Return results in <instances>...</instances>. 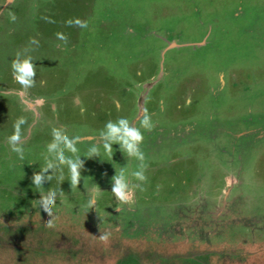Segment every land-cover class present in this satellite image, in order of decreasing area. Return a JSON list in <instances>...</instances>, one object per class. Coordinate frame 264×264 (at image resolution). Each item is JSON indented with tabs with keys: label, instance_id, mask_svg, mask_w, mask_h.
<instances>
[{
	"label": "rangeland",
	"instance_id": "1",
	"mask_svg": "<svg viewBox=\"0 0 264 264\" xmlns=\"http://www.w3.org/2000/svg\"><path fill=\"white\" fill-rule=\"evenodd\" d=\"M144 114L145 190L119 205L112 177L134 186L139 162L99 134ZM19 117L23 160L7 143ZM54 127L80 138L74 190L66 168L32 184ZM0 264H264V0H0Z\"/></svg>",
	"mask_w": 264,
	"mask_h": 264
},
{
	"label": "clouds",
	"instance_id": "2",
	"mask_svg": "<svg viewBox=\"0 0 264 264\" xmlns=\"http://www.w3.org/2000/svg\"><path fill=\"white\" fill-rule=\"evenodd\" d=\"M13 19H15L13 17ZM68 26H78L80 28H86V22L76 20L66 21ZM57 39L67 44L68 38L62 33L56 34ZM33 44H38L37 41L33 40ZM60 47V45H57ZM11 72L13 80L18 83L22 89L27 90L35 85L36 77V67L33 63L31 55L25 54V52L18 51L15 54V58L11 61ZM26 119L24 117H19L13 125V133L8 137L7 143L11 151L15 152L17 156L23 160L24 159V147L21 138V128L26 124ZM140 127H136L135 123L130 122L126 118H119L116 121H108L104 129L100 132V141L105 150L106 154L111 155L113 150V145L118 144L120 146V151L130 159H135L138 161L137 170L131 173L132 177L135 178L138 183L134 186L130 185L129 179L122 169L119 173L112 177V188L111 193L119 205L128 204L130 189L134 187L140 191H144L143 184L147 181V176L145 175L147 165L145 164V155L141 149V145L144 141V135L141 129L145 131H152L153 123L150 115L144 114L139 119ZM52 139L46 145V152L43 154L44 165L40 167L39 172H34L32 176V184L35 188H44L43 184L45 181L50 182L53 174L58 173L59 180L63 182L64 179V169L68 170V180L70 181V188L74 190L78 188V184L81 181V171L84 167V161L81 160V156L78 154L79 149L77 148V143L79 142V137H70L66 131L62 128H53L51 131ZM100 145L93 144L87 151L86 157L94 158L99 157ZM67 153V154H66ZM51 170V174L49 173ZM55 191H49L43 196H40L39 208L42 207L43 211L47 213L51 219L46 222V227L49 229L55 228L54 223V205H55ZM97 197L93 193L90 195L87 207L92 209L96 207ZM117 212L121 209L119 207L115 208ZM101 241L108 239L107 234H101L99 236Z\"/></svg>",
	"mask_w": 264,
	"mask_h": 264
}]
</instances>
